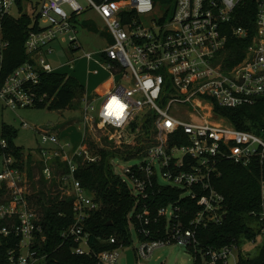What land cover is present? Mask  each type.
Instances as JSON below:
<instances>
[{
	"label": "built area",
	"instance_id": "obj_1",
	"mask_svg": "<svg viewBox=\"0 0 264 264\" xmlns=\"http://www.w3.org/2000/svg\"><path fill=\"white\" fill-rule=\"evenodd\" d=\"M87 1L89 7L84 8L78 0H43L28 13L19 0H0V101L6 107L16 111L50 105L39 88L44 75L62 71L49 61L56 50L54 44L67 43V53L81 50L77 22L85 12L94 10L113 43L100 50L98 58L93 53L84 56L98 67L95 75L100 68L107 76L94 93L82 85L84 137L91 123L109 130L110 140L119 147L129 145L141 128H153L157 134L140 152L139 164L123 168V175L114 172L136 200L129 225L136 230L139 248L131 245L95 252L85 224L102 203L76 177L80 167L95 160L88 157L84 137L76 145L59 132L38 131L42 144L50 146L40 150L42 177L57 183L72 200L74 222L62 237L74 241L72 254L93 256L99 264H120L121 255L126 256L128 250L139 264L155 250L172 244L187 248L194 264H240L239 240L216 248L203 245L199 233L221 225L227 217L225 198L215 187L223 162L245 167L264 163V126L258 134L240 130L215 110L216 106L253 107L264 99V0L257 2L254 35L243 57L233 65L228 60L230 41L248 37L245 28L231 26L243 0ZM24 16L32 20L24 44L28 60L7 73L10 42L6 25ZM114 100L123 105L119 119L107 115L110 105L115 110ZM23 127L30 128L25 122ZM1 146L6 149V141ZM26 160L23 157L21 163L12 155L1 158L0 239L20 240L18 248L9 251L10 264H46V256L37 249L46 236L42 215L32 199L31 180L23 170ZM115 161L111 164L116 167ZM156 165L167 185L160 183ZM165 187L182 190L181 197L196 204L198 211L189 222H183V216L190 211L183 213L178 204L154 210L147 203L154 189ZM251 216L260 223L257 236L249 239L255 243L259 236L264 240V180L260 210ZM108 242L116 244V238Z\"/></svg>",
	"mask_w": 264,
	"mask_h": 264
},
{
	"label": "trees",
	"instance_id": "obj_2",
	"mask_svg": "<svg viewBox=\"0 0 264 264\" xmlns=\"http://www.w3.org/2000/svg\"><path fill=\"white\" fill-rule=\"evenodd\" d=\"M257 2L258 0H243L234 12L231 26L245 28L248 37L242 41L236 39L230 41L232 52L228 60L232 65L243 57L244 49L254 35ZM19 5L22 7V0H19ZM31 22L29 17L24 16L20 20L12 19L6 25V38L10 42L6 56L7 73L28 60L24 44ZM39 91L47 96L50 105L37 108L60 111L69 108L75 99L80 98L84 94V87L72 76L53 73L43 76ZM215 110L240 130L258 134L259 127L264 126V99L253 107L223 109L216 106ZM15 135L10 127L4 128L3 136L0 138V160L3 155H12L23 162V149L15 145ZM2 140L7 143L6 149L1 146ZM111 157L113 156L110 153H103L99 163L84 165L76 174L83 187L93 192L97 200L102 203V208L85 224L86 230L91 233L90 245L95 252L118 247L129 248L132 245L129 215L135 207L136 200L127 185L113 173ZM20 167H23V164ZM220 172L221 176L215 181V187L225 198L227 217L221 225H211L199 233L203 245L216 248L230 245L235 240L240 242L243 238L250 239L257 236L258 230L255 227L258 229L260 223L251 216V213L260 210L264 163L262 165L254 163L245 167L225 161L220 166ZM182 193V190L170 187H165L162 191L154 189L147 203L152 204L151 208L154 210L170 204H178L183 213L190 211V215L183 216V222L186 223L194 217L198 207L195 203L182 198ZM39 196L38 202L43 199V194L40 193ZM44 210L42 225L46 241L37 249L41 256H46V264H99L93 256L72 254L74 241H66L62 237L63 232L74 222L72 200L56 201ZM111 237L116 238V244L108 242ZM19 242V239H0V264H10L9 251L18 248ZM240 264H264V240L257 256L251 257L249 254L241 253Z\"/></svg>",
	"mask_w": 264,
	"mask_h": 264
},
{
	"label": "rangeland",
	"instance_id": "obj_3",
	"mask_svg": "<svg viewBox=\"0 0 264 264\" xmlns=\"http://www.w3.org/2000/svg\"><path fill=\"white\" fill-rule=\"evenodd\" d=\"M43 0H22V9L25 12L32 13L34 9H38ZM78 3L84 7H89L87 0H78ZM69 12V8L66 7ZM78 41L82 47L76 54L64 51L68 48L66 44H54L55 53L49 59L55 69H61L62 74L76 78L84 87L92 92L95 87L100 85L107 76L103 70L99 68L100 74L95 75L94 70L98 69L94 63H88L84 57L87 53L95 54L94 58H98L97 53L105 47L113 43V38L104 21L98 16L94 10H89L80 16L77 22ZM75 61L73 65H66L70 61ZM63 65H65L63 67ZM89 68L91 73H88ZM81 96V95H80ZM82 97L75 99L69 108L60 111H53L48 108H19L16 111L9 109L0 101V138L4 133V128L10 127L15 133L14 143L17 147L23 149V156L26 157L23 170L28 174L31 180V193L33 202L37 209L44 217V209L52 205V203L65 202L67 197L64 196L57 183H49L42 177L41 165L39 163V154L44 146L41 142L39 130H51L61 133L63 139H72L77 145L84 137L85 130L82 122L84 116L82 114ZM23 122L27 123L30 128H24ZM85 146L88 151V157L95 160L93 163H99L103 153H110L111 161L114 159L115 165L111 164L113 173L123 175V168L132 167L141 161L140 152L148 147L157 134L153 128H141L139 133L129 145L119 147L110 140L109 130L102 129L98 125L92 123L86 127ZM87 165V164H85ZM3 170L0 160V172ZM159 175V181L163 185H167L164 180L160 167L156 165ZM43 194V199L38 202L39 194ZM38 197V198H37ZM171 208H168V213ZM255 227V226H254ZM132 247L139 248L140 241L136 230L131 225ZM256 230H258L255 227ZM263 245V237L259 236L255 243L248 238L240 240V251L244 255L249 254L255 257L260 253ZM194 256L187 248L178 244L167 245L155 250L154 254L148 260H140L139 264H194ZM120 264H127L126 256L121 255Z\"/></svg>",
	"mask_w": 264,
	"mask_h": 264
},
{
	"label": "clouds",
	"instance_id": "obj_4",
	"mask_svg": "<svg viewBox=\"0 0 264 264\" xmlns=\"http://www.w3.org/2000/svg\"><path fill=\"white\" fill-rule=\"evenodd\" d=\"M149 84H150V82H149ZM112 103H113V106H115V110L112 107L109 108L107 115L108 116H115L117 119H119V117L122 115V111L119 108V106L116 105L115 101H113Z\"/></svg>",
	"mask_w": 264,
	"mask_h": 264
},
{
	"label": "water",
	"instance_id": "obj_5",
	"mask_svg": "<svg viewBox=\"0 0 264 264\" xmlns=\"http://www.w3.org/2000/svg\"><path fill=\"white\" fill-rule=\"evenodd\" d=\"M126 262L127 264H135V257L132 250L126 252Z\"/></svg>",
	"mask_w": 264,
	"mask_h": 264
},
{
	"label": "snow or ice",
	"instance_id": "obj_6",
	"mask_svg": "<svg viewBox=\"0 0 264 264\" xmlns=\"http://www.w3.org/2000/svg\"><path fill=\"white\" fill-rule=\"evenodd\" d=\"M114 101H115V100H114ZM115 103H116V105L119 106V108H123V105H119V102H118V101H115ZM111 107H112V105L109 106V108H111Z\"/></svg>",
	"mask_w": 264,
	"mask_h": 264
},
{
	"label": "crops",
	"instance_id": "obj_7",
	"mask_svg": "<svg viewBox=\"0 0 264 264\" xmlns=\"http://www.w3.org/2000/svg\"><path fill=\"white\" fill-rule=\"evenodd\" d=\"M99 86V85H98ZM98 86L97 87H95V89L92 91V92H90V93H94V91L98 88Z\"/></svg>",
	"mask_w": 264,
	"mask_h": 264
}]
</instances>
